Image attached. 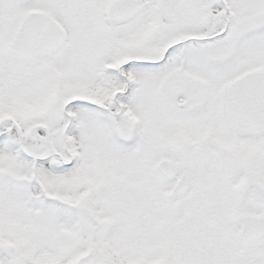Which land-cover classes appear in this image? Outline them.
I'll return each mask as SVG.
<instances>
[{
  "label": "snow or ice",
  "instance_id": "6c2138e0",
  "mask_svg": "<svg viewBox=\"0 0 264 264\" xmlns=\"http://www.w3.org/2000/svg\"><path fill=\"white\" fill-rule=\"evenodd\" d=\"M0 264H264V0H0Z\"/></svg>",
  "mask_w": 264,
  "mask_h": 264
}]
</instances>
